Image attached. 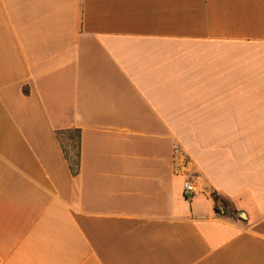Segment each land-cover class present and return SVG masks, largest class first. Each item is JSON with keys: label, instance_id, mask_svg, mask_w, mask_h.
<instances>
[{"label": "crops", "instance_id": "crops-1", "mask_svg": "<svg viewBox=\"0 0 264 264\" xmlns=\"http://www.w3.org/2000/svg\"><path fill=\"white\" fill-rule=\"evenodd\" d=\"M0 264H264V0H0Z\"/></svg>", "mask_w": 264, "mask_h": 264}, {"label": "built area", "instance_id": "built-area-1", "mask_svg": "<svg viewBox=\"0 0 264 264\" xmlns=\"http://www.w3.org/2000/svg\"><path fill=\"white\" fill-rule=\"evenodd\" d=\"M173 169L177 176L184 178V195L188 199L194 198L199 192L198 174L191 167L190 160L182 149H177L173 159Z\"/></svg>", "mask_w": 264, "mask_h": 264}]
</instances>
